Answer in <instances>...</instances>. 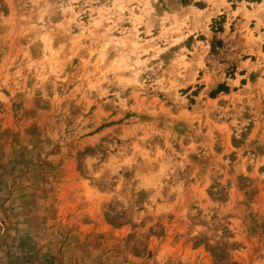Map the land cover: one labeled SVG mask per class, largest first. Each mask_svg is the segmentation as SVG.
Wrapping results in <instances>:
<instances>
[{
    "label": "rangeland",
    "instance_id": "374dc122",
    "mask_svg": "<svg viewBox=\"0 0 264 264\" xmlns=\"http://www.w3.org/2000/svg\"><path fill=\"white\" fill-rule=\"evenodd\" d=\"M0 264H264V0H0Z\"/></svg>",
    "mask_w": 264,
    "mask_h": 264
}]
</instances>
